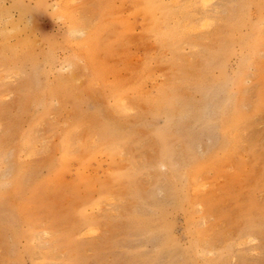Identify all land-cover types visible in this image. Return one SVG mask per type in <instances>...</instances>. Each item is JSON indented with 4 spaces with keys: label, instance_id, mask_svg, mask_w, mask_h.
I'll return each mask as SVG.
<instances>
[{
    "label": "rangeland",
    "instance_id": "374dc122",
    "mask_svg": "<svg viewBox=\"0 0 264 264\" xmlns=\"http://www.w3.org/2000/svg\"><path fill=\"white\" fill-rule=\"evenodd\" d=\"M45 1L0 0V264H264V0H197L174 51L144 36L139 0ZM73 72L80 103L40 94ZM134 85L176 91L188 109L168 129ZM112 125L113 153L87 173L112 190L84 206L67 189L85 160L60 172L62 139L75 148Z\"/></svg>",
    "mask_w": 264,
    "mask_h": 264
},
{
    "label": "bare ground",
    "instance_id": "6f19581e",
    "mask_svg": "<svg viewBox=\"0 0 264 264\" xmlns=\"http://www.w3.org/2000/svg\"><path fill=\"white\" fill-rule=\"evenodd\" d=\"M200 1L202 4L207 3V0H200ZM45 2H46L45 0H37V4L40 7H44ZM197 2H198L197 0H187L184 2L183 0H139L138 4L134 5L131 8L130 14L131 15H137V14L141 15L143 20L147 23V25H144L142 28L145 37H148V38L153 37L154 39H156L157 44L159 45L160 48L174 51L175 49H177L179 43L182 41L183 39L182 36L194 30V28L188 24L186 19H187V16L188 17L196 16L194 15V12L196 11L199 12V10L195 11V3L199 4ZM59 8H60V5H59ZM22 11L26 12L25 9H22ZM54 14L57 17L67 20V23H68L67 31L69 28H72V27H79L86 31V28L82 25L83 23H78L74 21L71 15L68 14L65 10L56 9L54 11ZM6 19H8V15H6ZM170 23L172 24L171 26L169 25ZM180 23H182V26L180 25ZM9 24L11 25L12 30H14L16 33V26H14V24L11 21L9 22ZM122 25H123L124 32L127 33L132 30L129 23L123 22ZM66 35H67V32H66ZM92 39L93 37L91 33L86 32V39L83 41L81 46L80 45L79 46L83 48L87 47V49L92 47L93 46ZM87 49L85 50V53H88ZM51 55H52L51 51L46 52L43 55L42 61L51 63V60H52ZM21 58L19 57V55H16L14 63L20 64ZM72 63L73 62L70 60L68 64L71 65ZM34 67L37 68L38 65L34 64ZM75 76L76 75L73 72L71 73V75L67 77L57 78L56 85L54 87H47L46 90L40 92V94L41 95L46 94L49 97H51V95L53 94H61L65 98L74 99V100L79 101L80 103V98L78 97L79 95H77L75 88L73 86V80L75 79ZM146 79L150 80L152 78L150 75H146ZM25 86H27V88L29 89L34 86L33 77H31L25 82ZM132 91H134L137 97L139 98V100L144 101L148 107L160 110L161 114L165 115V117L167 118V128L170 127V125L172 124L171 122L174 120V118L178 119L188 109L187 102L181 101L177 92L170 91L168 90V88L159 87L154 92V95L144 94L142 89L137 85H134L132 87ZM114 92H116L115 93L116 97L114 99V103L112 106L113 109L124 111L125 105L123 103V98L121 97L122 92L118 91L117 89H115ZM77 122L79 121L75 120L72 126L74 127L79 126ZM114 132H115V126L112 125L109 128L105 129L102 134H100V138L98 139V141L92 140L89 137V135L86 134V136L84 137V140L83 139L78 140L75 148L73 146L70 133L66 134L63 137L62 142H61V150H60L61 151L60 152V159H61L60 172L66 171L68 167L70 166L71 161H73V159H77V158L81 159V157H83L85 160L82 168L79 170L80 172L76 173L77 174L76 182L71 184L67 189L70 193H73V194L76 191H82L83 197L77 199L76 200L77 203H82L84 204V206H88L92 204V201L94 199L100 200L105 195H107L109 192H111L112 187H110L106 183H98L96 177L93 179L89 178V176H87V173H89L88 169L89 167H91L93 163H96L97 167H99V164L97 161V157L99 153L101 152L102 153L103 152L113 153L114 151L113 147L111 145L104 144L102 141L108 138V134H112ZM50 166L51 165H48V168H50ZM109 176L112 178L113 182H116L118 185L125 184L127 186H131L130 179L127 177L126 174H123V173L119 174L118 172L112 171ZM133 194L135 193L133 192ZM96 195L97 197H94ZM88 224L89 225L92 224L91 220L89 219H88Z\"/></svg>",
    "mask_w": 264,
    "mask_h": 264
},
{
    "label": "clouds",
    "instance_id": "9594fccd",
    "mask_svg": "<svg viewBox=\"0 0 264 264\" xmlns=\"http://www.w3.org/2000/svg\"><path fill=\"white\" fill-rule=\"evenodd\" d=\"M67 36L71 39H81L82 40L86 37V32L82 28L72 27L68 29Z\"/></svg>",
    "mask_w": 264,
    "mask_h": 264
}]
</instances>
